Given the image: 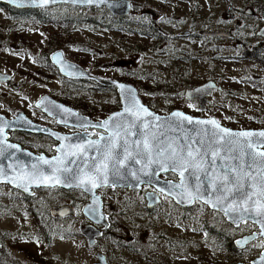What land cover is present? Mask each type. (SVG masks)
I'll list each match as a JSON object with an SVG mask.
<instances>
[{
    "label": "rangeland",
    "instance_id": "rangeland-1",
    "mask_svg": "<svg viewBox=\"0 0 264 264\" xmlns=\"http://www.w3.org/2000/svg\"><path fill=\"white\" fill-rule=\"evenodd\" d=\"M233 4L242 9L243 14L251 8L253 14L264 15V0H233ZM139 7V10L135 8L132 11L131 16H140L151 7L167 17L163 22L158 21V30L164 31L161 34L163 39L142 33L145 29L139 24H129V32L78 22L69 26L70 39L66 44V36L64 41L61 36H56L60 28L54 23H19L11 17L10 7L0 3V68L12 74L13 83L17 84L14 88L10 83H0V113L10 116L17 109H28L43 93L53 91V95L59 98L70 88L60 76H51L49 83L44 81L46 70L39 69L36 64L39 54L52 46L64 49L68 58L97 75L131 83L138 90L142 102L157 113L166 114L177 108L193 116H215L221 124L234 129L264 127V69L253 59L241 56L244 46L255 41L245 33L215 39L185 33L193 31V26L197 29L204 25L218 30L231 28L236 23L230 22L227 16L233 9H229L224 1L209 6L202 0H156L152 4L149 0ZM76 11L59 7L44 13L68 14L72 18L79 14ZM88 14L94 15L91 11ZM31 70H40L42 77L38 74L28 76L27 73L32 74ZM209 79H213L220 89L213 90L208 95L210 102L207 107L200 109L198 103L187 99L183 92ZM100 87L103 89H97L91 81L85 84L84 89L80 86L71 88V91L74 95L80 94L94 111L109 104L113 106L112 111L119 109L120 103H112L115 97L118 99L116 90ZM112 111L92 118L99 120ZM149 189L153 188L142 185L139 190L122 187L98 189L103 210L112 218V225L94 248L113 257V264H123V261L127 264L247 263L263 249L254 246L261 240L253 241L236 252L221 248L219 230L228 222H220L217 212L201 202L183 208L163 195L161 203L149 210L143 195ZM35 192L40 207L46 212L62 205H73L75 210L72 216L56 223L58 230L53 234L51 246L46 247L40 232L35 247H41L45 249L44 254L55 257L56 264H89L95 252L79 230L81 221L90 223L82 212L89 196L80 189L58 187L38 188ZM18 196L17 189L0 184V206L14 201L20 206H28L18 200ZM9 213L0 218V227L15 230L21 225L29 227L33 222L25 211ZM255 228V225L247 227L241 223L239 227L231 225L229 230L234 240ZM24 246L34 247L33 244Z\"/></svg>",
    "mask_w": 264,
    "mask_h": 264
},
{
    "label": "snow or ice",
    "instance_id": "snow-or-ice-1",
    "mask_svg": "<svg viewBox=\"0 0 264 264\" xmlns=\"http://www.w3.org/2000/svg\"><path fill=\"white\" fill-rule=\"evenodd\" d=\"M105 2L9 0L17 6L27 3L40 8L57 3L93 5ZM62 57L61 52L53 57L60 64V71L68 76L77 74L75 65ZM119 87L126 100L123 110L97 123L78 118L71 125L78 131L71 136L53 133L61 143L55 149L57 154L51 158L40 155L29 161L21 160L17 154L23 150L9 143L5 132L13 122L0 118V160L8 161L7 164L0 162V182L13 184L24 192L31 186H64L94 194L95 189L109 184L115 186L129 177L137 182L129 184L130 187L152 184L161 172L170 171L178 174L179 182L165 181L166 188L154 189L150 195L167 192L177 203L203 202L223 212L237 227L241 223L247 227L259 225L258 232H252L237 243L243 246L260 237V243L254 246L264 248V130L233 131L214 119L194 120L181 112H173L167 118L156 116L136 100L134 89ZM193 91L203 93L205 89ZM45 100L46 97L42 98L36 106L40 107ZM44 110L49 115L62 111L65 117L59 122L65 125L69 123L68 117L77 115L52 101H48ZM17 120L25 118L19 116ZM186 124L192 127L186 129ZM24 155L32 156L26 152ZM254 264H264V253Z\"/></svg>",
    "mask_w": 264,
    "mask_h": 264
},
{
    "label": "flooded vegetation",
    "instance_id": "flooded-vegetation-1",
    "mask_svg": "<svg viewBox=\"0 0 264 264\" xmlns=\"http://www.w3.org/2000/svg\"><path fill=\"white\" fill-rule=\"evenodd\" d=\"M126 1H128L130 6H131V11L128 15H126V16L114 15V14L109 12L112 16H114L120 22L119 26H117L115 28L113 27V28L115 30H118V31H129L130 32L131 29L128 26L129 24H131V25L139 24V25H141L142 28L145 29L144 31H142V33H146L147 35L152 36V37L156 36L157 39H163L164 36L161 34L164 31L158 30L160 28V23L158 24V21L161 20V22H163L164 18H167V17L164 16L159 10H156L155 8H151V7L147 9L146 13H144L142 11L141 13H144V14H141L140 16L133 17V16H131L132 11L135 8L139 10V8H140L139 6L146 5L149 2V0H143V2H138V0H126ZM154 1H156V0H150V4H152ZM157 1H160V0H157ZM164 1H166V0H164ZM167 1H169V0H167ZM195 1H200V0H195ZM202 1L206 2L209 6H214V4L217 3L218 1H224L229 6V9H233V12L229 16H227V18L229 19L230 22H234L236 24L233 25L231 28H227L225 30L213 29L211 27V25L200 26L199 29H197L196 27L193 26V28H194L193 31H185V33H190L191 36H193V37H197L199 35V36L204 37L205 39H215V38L221 37V36L231 38V37H234V35L236 33H245L248 37L251 38V41L252 40L255 41L253 43L251 42V44H249V45H245L244 46L245 49L252 50L255 47H263L264 48V37L259 34L260 29L264 26V15L253 14L254 10H252L251 8H247L245 10V14H243L242 9L234 6L233 0H202ZM6 6L10 7V11L12 12L11 17L16 19L17 21H19V23H24L26 21L29 23H32V24H41V25L48 24V23H50V24L54 23V25H57L60 28L59 30L56 31V36L57 37L61 36L62 41H64V37L66 36V38H65L66 44H67V42L69 44V39H70V31L71 30H70L69 26H72L73 23H78V22H83V23H87L90 25V22H89L90 16H89L88 12H90L91 8H95V7L75 6V5H71V4H56V5L48 6L47 8H36V9H19V8H15V7H12L9 5H6ZM59 7L63 8V9H67V10H77L76 12H79V14L72 16V18L68 14H64L63 16L56 15V14H40V12H42V13L48 12L49 10L57 9ZM96 9L103 11V9H106V8H96ZM81 16H83L84 19H81L82 18ZM131 17H132V20H131ZM252 18H255L256 20L253 22L247 21L248 19H252ZM210 20H211V16H210ZM212 31H221V32H223V34L210 35L209 32H212ZM155 32H156V34H155ZM0 46H2V40L1 39H0ZM58 49H61L64 52V55L67 59L74 61V60L67 57L64 49L53 48L52 46L50 48H48V50L47 49L44 50V52L42 54H39V59H37L35 61H36V64L39 65V69L41 68V69L46 70V72L43 76L44 81L49 83L51 81V76H53V77L54 76H57V77L60 76L63 83L64 84L67 83V86H70V88L64 94H62V97H64V98L55 97L53 95L54 92L51 91V93L50 92L43 93L40 97H38L36 100H34L30 104L28 109L27 108L17 109L15 111H13L10 114V116H6L3 113H0V114L4 115L5 117H7L9 119H12V118L16 117L18 112H22L28 119H30L31 122H33L37 125H40L43 128H49L50 130L60 132V133H73L74 131H78L77 129H74L71 126L59 123L55 117L48 115L47 113L43 112L40 107L36 106V103L40 98H42L44 95H49L53 99L74 108L80 114H83V115H86L84 113V111L90 107L88 104H86L85 100L83 99L82 96H80V94L74 95V93L71 91V88L72 89L73 88H80V86H82V88L84 89L85 84L91 82V80L68 78V77L63 76L58 71V69L53 64V62L51 61V58H50L51 53L54 52L55 50H58ZM262 55L264 57V53ZM241 56H242V52H241ZM193 58H195V57H193ZM253 60L255 62H257L259 65H261L264 69V65L260 61H258L256 59H253ZM74 62H76V61H74ZM76 63H78V62H76ZM78 64L80 66H82L80 63H78ZM82 67L84 69L92 71L88 68H85L84 66H82ZM0 71L4 72L10 76V78L6 81L0 80V83H10V84H12V86L14 88H16L17 84L13 83V75L9 74L8 72L3 71L1 68H0ZM41 73L42 72L39 70L38 72L32 71V74L27 73V75L28 76H30V75L35 76L36 74L39 75ZM39 77L41 78L42 76L39 75ZM262 78H264V75H262ZM209 80H213V79H209ZM34 81L36 83L39 82L38 80H34ZM196 86L189 87V88H194ZM186 89H188V88H186ZM186 89L183 92L185 97H186V95H185ZM214 90H216V89H214ZM189 100H192V101L198 103V106L200 109H205L207 107V104L210 102V99L208 98L209 102L204 104L203 107H200L199 101L197 99H189ZM75 102L78 103V107L73 105V104H75ZM86 116H88V115H86ZM89 131H92V129H89ZM7 132H8V136H9L8 139L10 141L18 143L22 148L28 149V150L36 153V154H42L43 153L46 155H53L56 152L55 147L57 146L58 141L55 140L51 135L44 134V133L31 132L28 130H8ZM107 187H110V186H107ZM114 188L115 187H111V189H114ZM149 190H147V191H149ZM144 193H143V195H144ZM144 198H145V196H144ZM17 199L20 200L22 203H27L28 206H20V205L16 204L15 201L9 203L7 206H0V218L6 217V215L10 214L9 212L21 210V211H25L31 218H33V222L30 224L29 227H26V225H21V227L16 228L15 230H9L7 228L0 227V264H56V258L55 257L44 254L45 249L43 250L41 247L39 249H37L35 247V245H36V240H38V234L41 232L43 234L46 247L51 246L53 234L55 233L56 230H58L57 228H55V225L59 220L65 218V217H59V216L52 215L50 210L48 212H46V210H43V208H41L39 203H38L39 200H38V196H36L35 190L32 194H29V195L19 191V196ZM13 200H15V199H13ZM161 201H162V196H161ZM145 205H146V200H145ZM72 207L74 208L73 205H72ZM148 209L150 210V208H148ZM74 212H75V210H74ZM44 213H45V215H43ZM72 215H70V216H72ZM106 215H107V218L109 221V226L106 228V229H108L112 225V218L108 214H106ZM90 223H91V221H90ZM90 223H83L81 221L80 226L85 225V224H90ZM80 226H79V230H80ZM102 226L103 225H96V227L98 229H101ZM106 229L102 230L100 237H102L105 234L104 232L106 231ZM255 231H258L257 227L252 232H255ZM98 239L96 240L94 246H90L88 244L87 239H86L88 246L93 248L94 252H95L93 260L90 261L89 264H97L98 263L97 253L101 252V251H99L97 248H94L97 244ZM261 239L262 238L259 237L253 241L261 240ZM234 240H236V239H234ZM27 244H33L34 247L32 249H29V248L24 246ZM248 245H246V246H248ZM105 255H106L107 264H113L111 261V259L113 257L108 256L107 254H105ZM123 264H127V261H123Z\"/></svg>",
    "mask_w": 264,
    "mask_h": 264
},
{
    "label": "water",
    "instance_id": "water-1",
    "mask_svg": "<svg viewBox=\"0 0 264 264\" xmlns=\"http://www.w3.org/2000/svg\"><path fill=\"white\" fill-rule=\"evenodd\" d=\"M0 3L9 5V6H12V7H15V8H19V9H36V8H40V7H36V6L30 5V4H27V3H24L22 6H17V5L9 3V0H0ZM57 4H65V3H57ZM68 4H70V3H68ZM71 5H73V4H71ZM49 6H52V5H49ZM75 6L106 8L110 13H112L114 15H121V16H126L131 11V6H130L129 2L126 1V0H106V2L102 3V4L75 5ZM209 34L210 35H220V34H223V32H221V31H212V32H209ZM259 34L264 37V26L260 29ZM57 52L63 53L62 59L64 61H67L69 64L75 65L74 71L77 74H75L73 76H68L66 73H63V72L60 71V64H58L53 59L55 53H57ZM263 53H264V48L263 47H255L252 50H249V49L243 50L242 51V56H244L246 58L256 59V60L260 61L264 65V57L262 55ZM50 58H51V61L53 62V64L58 69V71L63 76L68 77V78H76V79H89L91 81H94V82L98 83L99 85H101L103 87L114 88L116 90V93H117V96H118V99H119V103H120V108L119 109L112 111L107 116L103 117L102 119L95 120V119H93V118H91L89 116L80 114L74 108H72V107H70V106H68L66 104H63L62 102H59V101L53 99L49 95H44L42 98L46 97L47 100H45L43 102V104H41V106H40V108L42 109L43 112L48 114V112H46L44 110V107L48 104V101H52V102H55V104H57V105L63 106L64 108L71 109L74 113L77 114L76 116L68 117V121H69L68 126H71L73 123H76L78 118H86L87 120H89V121H91L93 123H97V122L106 120L113 113L121 112L123 110V108L125 107L126 100L122 97V90L120 89L119 85H124V86H126L128 88L134 89L135 90V98H136V100H138L141 105L146 107L150 112L154 113L156 116L167 118V117H170L173 112H181V113H183L186 116L192 117L194 120H196V119H198V120L214 119V120L218 121V119L216 117H214V116H210V117L193 116V115L188 114V113L182 111L181 109H177V108L172 109L170 112H168L166 114L157 113L153 109H151L149 106H147L146 104H144L142 102V100H141V98L139 96L138 90L131 83H128V82H125V81H122V80H118V79H114V78H111V77L100 76V75L95 74L92 71L84 69L78 63L67 59L65 57V55H64V52L61 49H58V50H55L54 52H52L51 55H50ZM79 73H82V75H80ZM9 78H10V76L8 74L0 71V80L1 81H6ZM207 85H212L213 87L212 88H206ZM197 88H203V89H205V91L203 93H196L193 90L197 89ZM214 89H220V87L213 80H208V81H205V82L197 85L194 88L186 89L185 95H186V97L188 99H197L199 101L200 107H203L204 104L209 102L207 96ZM42 98H40L37 101V103L40 102L42 100ZM37 103H36V105H37ZM19 116H23L25 118V120H19L18 121L17 117H19ZM50 116L55 117L58 120V122H59L61 119H63L65 117V114L62 111L57 110V112H55L53 115H50ZM0 118H3L4 120L10 121V122H13L12 127L5 129V132H6V135H7L8 138H9L8 132H7L8 130H28V131H31V132L44 133V134L51 135L55 140L58 141V144H57V146H58L61 143V141H59L56 138V136L53 135V133L58 134L60 136H71L72 135V133H60V132H56V131L50 130L49 128H43L40 125H37V124L31 122L30 119H28L22 112H18L16 117L12 118V119H9V118L5 117L2 114H0ZM25 121H30L31 123L29 124V123H26ZM59 123H61V122H59ZM61 124H64V123H61ZM219 124L222 127L230 129V130H233V131H242V130L261 131V130H264V127L258 128V129H253V128L234 129V128H230V127L224 126L220 122H219ZM191 127H192L191 125H187V124L185 125L186 129L191 128ZM98 130H100V132H103L102 129H98ZM172 134L178 135L179 133H172ZM93 138H95V137H93ZM8 142L11 143V144L18 145L20 147V149L23 150V152L17 154L19 156V158L21 160H23V161H29L30 159H34L35 157H38L40 155H44L46 158H51L52 156L57 154L56 152L53 155H46V154H43V153L42 154H36V153H34V152H32V151H30L28 149L22 148L18 143L10 141L9 139H8ZM56 147H55V149H56ZM25 152L26 153H31L32 156L28 157V156L24 155ZM0 162L5 163V164L8 163V161H3V160H0ZM168 173H172V172H170V171L169 172H161L159 174L158 179H154L152 184H140L139 187H130V186H128L129 184L135 185L137 183L136 181L132 180L131 177H129L128 180L119 181L118 183H116L115 186H113L112 184H109L108 186H110V187H123V188H128L129 190H139V189H141L142 185H150L153 189L149 190V191H146L144 193L145 200H146V207H148L150 209L155 207L156 205H158L161 202V196L162 195L171 198L174 203H176L177 205H179V206H181L183 208H187V207L192 206L194 203L193 204L177 203L176 200L172 196H168L167 195V192H165V193L157 192V194L155 196L150 195L151 193H153L154 189L161 188V187L166 188L165 181H172L173 183L179 182L180 177L178 176V174L176 175V178H167V177H165V175L168 174ZM0 184H8L10 187H12L14 189H17L18 191H21V192H23L25 194H28V195L32 194L35 189L45 188V187H42V186L41 187L31 186L30 190L28 192H24L23 189L17 188L13 184H10V183H7V182H0ZM105 187H107V186H105ZM49 188H51V187H49ZM58 188H62V189H66V190L79 189V188H75V187L69 188V187H64V186H58ZM98 189H100V188H98ZM98 189L94 190V194L92 192H85L82 189H80V190H82L84 193H86L89 196L88 202L84 205V207L82 209V212L89 219V221H91V223L90 224L81 225L80 226V231L83 234V236L87 239L88 244L90 246H94L96 240L101 236L102 230L106 229L109 226V221H108L107 215L103 211V200H102L101 195L98 193ZM94 198L96 199L95 203L93 202ZM201 203H203V202H201ZM205 205L208 206L212 210L220 212L224 216V218L226 219V221L229 224H231L233 226H236V224H234L229 219V217L226 216L223 212L219 211L218 209H213L211 207V205H207V204H205ZM50 212H51L52 215H55V216L67 217V216H70V215H72L74 213V208L71 205H63V206L52 207L50 209ZM96 225H103V226H102L101 229H98L96 227ZM255 226L259 230V225H255ZM255 232H258V231H255ZM250 234H246V235L234 240V245L236 246L237 249H243L246 245H248L253 240H255V239H253V240L249 241L247 244H244L243 246L237 243V241L244 240V238L250 236ZM257 238H259V237H257ZM262 253H264V248L261 250V252H260V254L258 256H256L255 258H253L249 262L246 263V262L238 261V262H236L234 264H254V262L259 261V257H260V255ZM97 256H98V263L97 264H107L106 255L103 252H98Z\"/></svg>",
    "mask_w": 264,
    "mask_h": 264
},
{
    "label": "trees",
    "instance_id": "trees-1",
    "mask_svg": "<svg viewBox=\"0 0 264 264\" xmlns=\"http://www.w3.org/2000/svg\"><path fill=\"white\" fill-rule=\"evenodd\" d=\"M90 11L94 13V15L92 14L90 16V19H89V22L92 26H103L106 28H113V27L115 28V27L120 25L119 20L116 19L114 16H112L109 13V11L106 9H103V11H100L99 9L91 8ZM44 14H47V13H44ZM81 17H82L81 19H84L83 16H81ZM92 83L95 85V87L97 89H103L100 87L101 85L97 84L96 82L92 81ZM112 103H115L116 105L119 104L117 97H115V100ZM73 105L78 107L77 102H75V104H73ZM112 105H114V104H112ZM111 107L109 104L107 107L101 108L99 111H94L92 109V107L90 106L87 110L84 111V113L90 117H96L97 118V117H101L102 115L108 113L109 111H112L113 106H111ZM166 177L176 178V175H174L172 173H168V174H166ZM215 212H217L216 215L219 218V221L224 223V221L226 220L224 218V216L218 211H215ZM43 215H45V213ZM230 228H231V224L228 223L225 227H223L221 230H219L220 233L218 234V237L220 238V246H221V248H224L227 251L236 252L238 249L235 247L234 240L230 235V230H229Z\"/></svg>",
    "mask_w": 264,
    "mask_h": 264
}]
</instances>
